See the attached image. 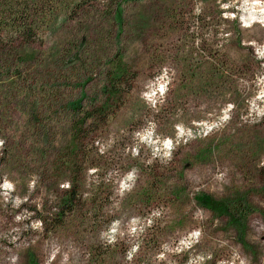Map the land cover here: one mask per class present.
Wrapping results in <instances>:
<instances>
[{
	"label": "rangeland",
	"instance_id": "obj_1",
	"mask_svg": "<svg viewBox=\"0 0 264 264\" xmlns=\"http://www.w3.org/2000/svg\"><path fill=\"white\" fill-rule=\"evenodd\" d=\"M48 1L32 48L73 49L89 92L118 49L137 77L89 145L106 165L84 171L86 202L60 226L42 219L70 184L52 165L68 121L40 133L38 92L1 77L0 264H264V0ZM209 197L247 202L244 227Z\"/></svg>",
	"mask_w": 264,
	"mask_h": 264
},
{
	"label": "trees",
	"instance_id": "obj_2",
	"mask_svg": "<svg viewBox=\"0 0 264 264\" xmlns=\"http://www.w3.org/2000/svg\"><path fill=\"white\" fill-rule=\"evenodd\" d=\"M50 3L48 0H0V80L1 77L15 76L22 81L26 93L38 92L42 104L40 110L31 113L39 117L33 127L40 133L50 126L57 130V123L64 119L68 121L69 136L58 140L59 145L55 147H58L59 156H55L52 165L58 177L63 172L69 173L70 184L58 196L56 210L47 218H41L45 224L50 219L60 226L86 202L84 171L106 165L105 156L92 151L89 145L94 144L100 127L124 104L137 73L126 61L123 51L118 49L106 59L100 89L89 92L86 87L92 79L86 73H73L76 65L67 62L74 55L73 49L65 51L64 47L59 50L55 46L50 56H46L32 48L31 44L43 39L42 27L49 30L52 27L51 10L54 12L55 8ZM119 6L117 4L115 8L116 14ZM121 18L117 20L118 24L122 23ZM0 88L9 92L4 84ZM77 89L79 95L74 98ZM206 202L211 210L226 214L239 231L244 227L249 210L247 202L211 197Z\"/></svg>",
	"mask_w": 264,
	"mask_h": 264
},
{
	"label": "built area",
	"instance_id": "obj_3",
	"mask_svg": "<svg viewBox=\"0 0 264 264\" xmlns=\"http://www.w3.org/2000/svg\"><path fill=\"white\" fill-rule=\"evenodd\" d=\"M206 125V132L204 135H206L209 131H211L215 125H209V124H205ZM193 137H197V136H193Z\"/></svg>",
	"mask_w": 264,
	"mask_h": 264
}]
</instances>
